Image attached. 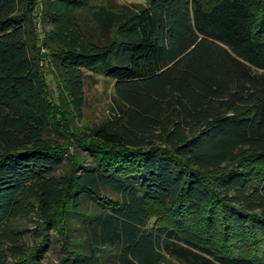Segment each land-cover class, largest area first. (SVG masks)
Here are the masks:
<instances>
[{
    "label": "trees",
    "instance_id": "obj_1",
    "mask_svg": "<svg viewBox=\"0 0 264 264\" xmlns=\"http://www.w3.org/2000/svg\"><path fill=\"white\" fill-rule=\"evenodd\" d=\"M23 5L0 0V264H36L74 217L61 264H264V0H43L73 110L86 70L114 79L89 138L58 129ZM35 208L28 248L12 222Z\"/></svg>",
    "mask_w": 264,
    "mask_h": 264
},
{
    "label": "rangeland",
    "instance_id": "obj_2",
    "mask_svg": "<svg viewBox=\"0 0 264 264\" xmlns=\"http://www.w3.org/2000/svg\"><path fill=\"white\" fill-rule=\"evenodd\" d=\"M43 0H24L23 12L28 17V27L30 29L31 38L39 45L41 65L46 78L48 93L56 103V109L60 111L58 116V129H61L63 123H69L74 128V135L77 137L89 138L90 128L103 119H105L112 111L115 104V83L114 79L91 70H86L85 93L86 102L83 106L82 115H78L71 107V102L67 93L64 91L60 82L59 69L55 64V59L49 47L43 45L46 32L51 28V23L44 16L42 11ZM111 2L113 5L120 6L122 4H133L141 0H99ZM60 117V118H59ZM53 135L61 141L65 140L63 134L57 130H53ZM74 151V147H70ZM78 156L85 158L87 162L94 161L93 156L82 148L77 149ZM70 165L67 163L58 168L55 174H65L69 171ZM36 208L31 210L29 215H20L12 222V226L23 232V238L28 244V248H32L41 242L42 236L40 232L43 223L42 218L36 213ZM80 221L74 217L71 219L69 227L64 224L65 228L51 223L46 225L45 232L49 233L50 241L44 247L36 264H61L62 258L66 255L67 249L78 242L83 237V230L80 228ZM63 225V224H62ZM79 227V228H77ZM71 242V243H67ZM27 251V250H26ZM176 260L170 258L165 259L162 264H173Z\"/></svg>",
    "mask_w": 264,
    "mask_h": 264
}]
</instances>
